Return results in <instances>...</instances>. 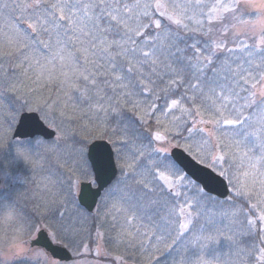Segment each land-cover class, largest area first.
<instances>
[{"label": "snow or ice", "instance_id": "1", "mask_svg": "<svg viewBox=\"0 0 264 264\" xmlns=\"http://www.w3.org/2000/svg\"><path fill=\"white\" fill-rule=\"evenodd\" d=\"M203 7L201 0L185 3V11L178 18L160 0L155 4L148 0H0V14L7 12L15 20L11 33L0 41L5 54L8 48H16L20 54L17 58L32 70L39 67V61L31 65L36 52H43L45 65L59 61L61 71L64 67L71 71L80 65L82 50L90 68L84 66L83 72L72 77L65 75L56 87L73 106L79 102L88 104L90 110L93 104L98 109L94 111L93 129L82 125L79 134L69 137L63 113L59 119L56 114L59 95L55 102L36 105L27 97L8 98V126L15 127L18 142L30 146L17 148V155L59 152V159L70 165L67 173H61L63 199L48 206V215L37 218L17 208L19 217L29 221L32 233L38 232L40 238L34 240L31 236L29 245L13 264H32L33 260L40 264L41 259L43 264H60L69 259L70 252H78L83 246L85 224L96 219L92 209L98 198L100 205L107 208L110 198L117 197L123 206L152 225L154 243L147 248L150 264H207L202 254L210 245L219 243L213 210L224 204L230 211L222 214L238 226L239 236L257 234V224L264 223V208H260L258 220L250 216L264 205V87L253 84L249 88L243 77L246 72H254L258 84L264 85V50L255 44L244 49L247 67L239 63L243 55L225 56L220 51L223 41L213 40L217 34L213 26L203 33L208 38L201 39L196 35L202 23L199 19L195 20L198 27L192 30L183 22L186 19L191 23ZM220 7L230 13L233 23H253L244 21V17L254 13V23L264 24V11H250L244 0ZM257 59L259 64L254 65ZM233 64L238 67L234 69ZM165 77L168 83L161 89L165 94L162 109L181 110V115L166 128L167 136L153 132L143 116H136L135 108L128 110L113 103L118 90L126 89V97L145 91L154 93ZM77 78L82 87H77ZM145 80L154 87L147 88ZM9 85L10 78L0 68V99L7 95ZM181 88L185 89L181 99H172L169 105L168 97ZM101 89L111 95H101ZM183 100L199 102L205 110L213 111L219 117L209 121L214 131L227 135L241 151L232 152L229 158L215 155L212 133L205 134L195 120L189 123L194 113L182 107ZM105 102L107 107H101ZM96 129L100 130L99 137L94 135ZM105 137L106 143L92 142ZM243 169H247L243 171L244 181L251 177L259 185L258 190L242 182L239 173ZM226 196L229 199H221ZM253 200L256 202L251 203ZM115 211L114 206L105 215ZM49 216L54 221L52 230L37 228L40 219L48 220ZM114 223L115 228L121 227L115 220ZM124 224H128L127 217ZM260 231L264 232V228ZM229 242L239 248V240L229 238ZM33 243L47 252L34 256L30 247ZM113 243L118 249L120 244L126 248L131 241H126L121 231ZM140 247H145L142 242ZM111 251L98 245L97 256H110Z\"/></svg>", "mask_w": 264, "mask_h": 264}, {"label": "trees", "instance_id": "2", "mask_svg": "<svg viewBox=\"0 0 264 264\" xmlns=\"http://www.w3.org/2000/svg\"><path fill=\"white\" fill-rule=\"evenodd\" d=\"M124 3H129L130 0H123ZM143 2V0H142ZM148 2L155 4L156 0H148ZM160 2L168 5V11L174 13L180 18V12L185 11L183 5L185 3H195V0H160ZM204 5L202 13L193 18V21L189 23L186 19L183 21L188 24L189 30L196 29L198 26L195 23L196 19H199L202 23L199 26L200 30L196 31V35L200 36L201 39H207L208 36L204 35V31L207 30L209 25L213 26L217 34L213 36L215 42L223 41V46L220 51L224 53L225 56L229 55H243V59L239 61L247 67L245 60L247 59V54L244 49L250 48L253 44L258 46L259 50H264V41L257 42L255 36L247 31L237 32L238 34H233V36H225V34L220 30L222 28L221 23L230 20V15L228 12H223L220 21L214 24L209 23L208 11L211 10L216 0H201ZM172 5L179 6L178 8H173ZM192 15L191 12L188 13ZM157 18L159 15L156 13ZM246 18V17H244ZM244 21H246L244 19ZM251 21H254L253 19ZM15 20L13 17L5 12L0 14V41L6 34H10L14 26ZM13 24V26H12ZM240 25L241 23H235V25ZM10 29L8 30V28ZM230 29V28H229ZM187 34V33H185ZM233 37V38H231ZM111 41V37L107 38ZM0 47L2 43H0ZM79 49V45L76 46ZM231 50V53L228 51ZM7 51L11 53V58L0 62V68H2L3 73L10 78L9 89L7 90V95L0 99V173L5 175V180L10 179L12 181H5V184L0 187V205L6 200L14 199L17 208L23 210L24 213L28 215H34L40 218L44 215H48V206L52 202L59 201L63 199V193L60 186L61 173H67L70 165L65 163V160L59 159V152L55 155L45 154L43 151L38 152H24L22 157L17 155V148L30 147L24 143L17 141H12L11 134L14 127H9L6 121V117L9 115V97H27L33 102V105L44 104L48 101L55 102L60 97V105L56 108L57 118L59 119L61 113H63V119L65 120V127L68 131L69 137L74 134H79L82 125H88L90 129H93L96 125V116L94 111H97L96 105H92V110L88 104H80L77 102L76 106L70 104L65 98V94L61 93L56 87V82L58 80H63L65 75L72 77L74 73H79L84 71V66L90 68V64L86 65L83 51L80 50L79 54L81 56L80 65L74 66L71 71L67 67L63 68L61 71L60 64H52L49 62L47 65L44 63V53L36 52L33 57L31 65H37L39 61V67H33L30 69V65L23 63L22 58L18 59L20 54H17L16 48H8ZM0 52L3 50L0 49ZM15 53V54H14ZM31 55V53H29ZM17 56V57H16ZM16 57V58H14ZM254 65L259 64V59L253 61ZM232 67L236 69L237 64H233ZM41 69H45V72H41ZM55 71V72H53ZM51 75V78L49 77ZM256 73L246 72L244 79L247 80V86L251 88L253 84H257ZM42 77V78H41ZM164 84H160L159 87L155 88L154 93H149L145 91L142 95L126 97V89H121V86H116L118 89L116 93V99L113 103L119 104L122 108L133 110L135 108L136 116H143L149 125V128L155 132L159 131L164 135H168L166 128L170 126V122L173 121L174 117L181 115L180 108L176 109H162L164 104V92L161 91L168 83V78H164ZM77 87H82V83L77 78L75 81ZM144 85L151 89L154 87L153 84L149 83L147 80L144 81ZM21 89V92L19 91ZM67 91V90H66ZM185 89L181 88L177 90V94L168 97V104H171L172 99L180 100L181 93H184ZM73 96L78 95L75 92H71ZM108 94L101 89V95ZM191 95V93H188ZM131 100V103L129 102ZM183 108H189L194 115L189 117V123L195 120L198 126L205 129V134L212 133L211 142L215 145V155H224L229 158L232 152L239 153L241 150L235 148L231 144V140L227 135H222L220 132L214 131V125L209 123L213 119H218L213 111L205 110L199 102L196 104H191L187 100L182 102ZM209 103H211L209 101ZM101 107H107V102H105ZM199 112L197 114V110ZM167 113V114H165ZM131 114V111L129 112ZM161 123L157 124V120ZM204 121V123H200ZM227 128L228 126H223ZM94 135L99 137L100 130L96 129ZM171 139V137H168ZM11 139V140H10ZM95 140H105L95 139ZM94 141V140H93ZM256 152V149H253ZM234 160L235 157H232ZM61 165H64L61 168ZM206 166V164H202ZM225 168L228 164L224 165ZM241 170L239 175L241 176L242 182H246L249 187H255L257 190L259 188L258 184H254L251 177H248L246 181L243 178V171ZM219 172V169H217ZM120 173L117 170V177ZM8 177V178H7ZM22 179V180H21ZM21 180V181H20ZM20 181V182H17ZM228 184V181L225 180ZM229 191L232 190L231 185H228ZM103 195V194H102ZM229 197L223 200H227ZM253 200L251 203H255ZM181 205L183 202L181 201ZM115 206L116 211L112 215L106 216L105 213L109 212ZM260 208H264V205H260L255 210L256 215L250 216L252 219H257L260 215ZM191 211V209H187ZM230 211L229 206L224 204L222 207H218L213 210V222L216 225L218 231L215 233L218 244L210 245L209 250L202 254L203 261L207 264H259L264 259V232L260 229L264 228V223H258L256 226V235L252 237H242L238 235V226L233 222L230 217H225L222 213ZM247 211V209H246ZM93 216L96 217L95 220L89 219L87 224H85L82 239L83 246L79 251L70 252L73 259L80 261L83 258V251H92L97 245L101 246L103 250L107 251L111 249V255L106 256L107 258L102 259V261H108L110 264H150V254L147 248L150 244H153L152 240L153 232L155 229L149 224L145 219L137 217V214L126 206H123L117 197H111L108 203V207L104 208L100 205V200L98 199L97 206L92 212ZM127 217L128 224H124V219ZM115 222L121 225L120 228H115ZM26 222H29L25 220ZM203 222V221H200ZM30 223V222H29ZM54 224V221L49 216L48 220L40 219L37 224V228L44 229L50 232L52 229L50 225ZM115 228V231H113ZM123 232V236L126 241H131L127 244L125 248L124 244H120L117 249L113 241L116 239L118 232ZM100 233L99 238L97 233ZM139 232L142 235L136 236ZM37 232L32 233L35 235ZM229 238L239 240V248L232 245L229 242ZM141 242L145 247L141 248ZM171 243V241H169ZM215 249V251H213ZM241 249L244 251L241 252ZM43 253L42 251H40ZM248 253V254H245ZM122 256V259H116V257ZM262 259V260H260ZM32 264H36V261H32Z\"/></svg>", "mask_w": 264, "mask_h": 264}, {"label": "clouds", "instance_id": "3", "mask_svg": "<svg viewBox=\"0 0 264 264\" xmlns=\"http://www.w3.org/2000/svg\"><path fill=\"white\" fill-rule=\"evenodd\" d=\"M251 7L264 9V3H253ZM31 236L30 223L19 217L15 200L4 201L0 205V264H13Z\"/></svg>", "mask_w": 264, "mask_h": 264}, {"label": "rangeland", "instance_id": "4", "mask_svg": "<svg viewBox=\"0 0 264 264\" xmlns=\"http://www.w3.org/2000/svg\"><path fill=\"white\" fill-rule=\"evenodd\" d=\"M257 2L264 3V0H244V3L250 8V11L256 12V13L264 11V9H260V8L253 9L251 7V4L257 3ZM231 3H233V0H216V3H214L211 10H207L208 11V20L207 21L211 24H214L215 22L220 21V19H215L216 16L221 17L222 13L225 12L223 10V8L220 6L226 5V4H231ZM213 9H215V12H213ZM157 14L159 15L158 12H157ZM227 16L230 17V15H227ZM245 17L246 18H244V19L246 21H251L253 19L254 21H251L253 23H241L240 25H237V24L235 25V23H233L231 20H228L227 22L221 23L222 28L220 30L225 34V36H231V35L233 36V34H238L239 32L247 31L256 37L257 42L264 41V31H262V29H264V24L254 23L256 21V15H254V13L252 16H245ZM13 24H15V23H13ZM13 24H12V26H13ZM9 29H10V27L8 28V30ZM231 38H233V37H231ZM0 49L3 50V52H5L3 47H0ZM10 54L11 53H9L8 51L6 54L0 52V62L5 61L7 58L13 59V58H11L12 56ZM17 54H19V52ZM16 57H14V58H16ZM43 58L45 59V56H43ZM58 63L60 64L59 61H58ZM53 72H55V71H53ZM259 87H264V85L258 84L257 88H259ZM19 91L21 92V89H19ZM34 236L35 235H33V238H34ZM97 247H98V245L92 251H89V250L83 251V258L80 261H76L75 259H73V261H71L70 263H60V264H110L108 261H102V259L107 258V257H98L97 256ZM40 254H42V253L40 252L39 249H33V255L34 256L40 255ZM260 260H262V259H260ZM33 261H35V260H33ZM40 264H43L42 259L40 261Z\"/></svg>", "mask_w": 264, "mask_h": 264}, {"label": "water", "instance_id": "5", "mask_svg": "<svg viewBox=\"0 0 264 264\" xmlns=\"http://www.w3.org/2000/svg\"><path fill=\"white\" fill-rule=\"evenodd\" d=\"M13 133H14V134H13V137L15 138V131H14ZM93 143H106V142H104V141H96V142H93ZM201 167H204V166H201ZM225 183H226V182H225ZM225 198H227V196H226V197H222L221 199H225ZM93 208H94V207H93ZM92 210H93V209H92ZM39 238H40V236H39V233H38V234H36L35 239H39ZM35 239H34V240H35ZM30 246H31V247H34V248L41 249L42 251H44V253L47 252V250L44 249V248H42L41 245H38V244L33 243V244H31ZM48 255H51V254L48 253ZM71 260H72V257H71V255H70V258H69V259L64 260V261H61V262H70ZM262 264H264V263H262Z\"/></svg>", "mask_w": 264, "mask_h": 264}]
</instances>
